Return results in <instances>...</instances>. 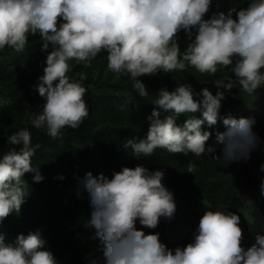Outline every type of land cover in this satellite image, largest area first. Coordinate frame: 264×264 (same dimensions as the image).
Here are the masks:
<instances>
[{
  "label": "clouds",
  "instance_id": "clouds-1",
  "mask_svg": "<svg viewBox=\"0 0 264 264\" xmlns=\"http://www.w3.org/2000/svg\"><path fill=\"white\" fill-rule=\"evenodd\" d=\"M212 3L0 0V50L23 52L29 35L37 33L41 51L51 47L43 75L33 86L45 102L41 111L30 113L28 122L53 139L66 127L79 128L89 115L82 84L86 75L69 76V61L89 62L101 52L107 53L108 70L128 77L144 99L149 91L141 76L183 72L189 67L214 76L218 66L230 67L235 80L227 76L213 80L215 94L209 87L194 93L190 83L179 82L172 91L159 89L151 102L156 107L147 132L142 138L128 139L124 149L131 148L138 159L151 156L157 148L199 157L221 145V155L213 157L222 164L249 159L257 146L256 133L264 132V99L241 101L236 109L222 103L225 91L221 89L231 91L239 85L240 93L251 95L264 85V0H247L246 7L227 14L213 12L205 19ZM7 143L8 150L0 152V225L9 215L20 213L27 197L24 174L35 173V182L44 179L32 163L39 145L32 146L28 128L8 135ZM187 171L195 173V166L189 163ZM164 175L142 164L123 166L110 177L103 172L85 174L82 185L91 206L87 224L96 230L103 252V260L91 264H264V233L249 228L254 223L264 227V203L250 206L242 195L249 217L229 209L202 208L194 240L185 246L173 250L161 242L159 233H146L145 228L155 229L162 217L171 220L176 212L174 190L165 187ZM260 189L264 195V181ZM137 220L142 227L136 226ZM45 244L38 232L20 233L14 243H8L0 231V264H56Z\"/></svg>",
  "mask_w": 264,
  "mask_h": 264
},
{
  "label": "trees",
  "instance_id": "trees-1",
  "mask_svg": "<svg viewBox=\"0 0 264 264\" xmlns=\"http://www.w3.org/2000/svg\"><path fill=\"white\" fill-rule=\"evenodd\" d=\"M246 6L247 0H213L205 19L210 18L213 12L227 14L230 10ZM189 42L185 34V44ZM41 43L37 33L36 36L29 35L23 52L18 53L9 47L0 50V152L9 148L8 135L20 128H28L32 134V146L39 145L32 163L44 177L40 182L33 180L35 173L32 172L22 177L27 197L20 213L9 215L0 225L6 242L14 243L20 233L38 232L46 241L45 248L53 253L56 264H91L94 259L102 261L101 242L96 237V230L87 224L91 206L82 185L83 177L89 171L94 176L103 172L110 177L113 171H119L123 166L134 167L137 164L150 170H162L165 173L162 182L174 190V217L171 220L162 217L155 229H144L146 233H159L161 242L173 250L194 240L199 219L205 211H188L181 205L185 198H198L212 210L229 209L250 216V212L245 213L247 206L242 205L240 193L250 190L261 175H252L247 166L234 173V164L244 159L226 164L215 159L213 156L221 155V145L215 146L214 153L205 152L199 157L191 152L187 155L171 154L157 148L151 156L138 159L132 155L131 148L124 149L128 139L142 138L147 132L148 118L156 107L151 102L158 96L159 89L172 91L179 82L190 83L194 93L209 87L215 94L213 80L224 76L235 80L230 67L218 66L214 76L201 74L194 67L183 72L159 71L154 75L141 76L139 79L149 91L148 98L144 99L135 93L128 77L108 70L106 52H101L89 62L69 61V76L79 79L81 73L86 75L82 84L87 89L84 99L89 115L79 128L66 127L53 139L45 129H36L28 122L30 113L41 111L45 102L33 87L38 77L43 75L47 52L51 51V47L41 51ZM221 90L225 91L222 103L238 109L239 102L235 100L264 94V85L251 95L240 93L239 85L231 91ZM254 154L252 151L250 157ZM189 163L195 166V173L187 171ZM246 163L243 161L242 165ZM136 226L142 227L138 220ZM243 245L245 248L249 246Z\"/></svg>",
  "mask_w": 264,
  "mask_h": 264
},
{
  "label": "rangeland",
  "instance_id": "rangeland-1",
  "mask_svg": "<svg viewBox=\"0 0 264 264\" xmlns=\"http://www.w3.org/2000/svg\"><path fill=\"white\" fill-rule=\"evenodd\" d=\"M180 32L178 34H180ZM248 98L249 99L253 98V101H261L262 99H264V94L257 95V97L255 96L239 97L235 101L238 103ZM222 107H227V106L222 105ZM256 135L258 137V141H257V146L253 149V152L255 153L257 158H260L261 156H264V132L256 133ZM243 161L247 163L245 165H242ZM243 161L234 164L235 165L233 169L234 173H237L238 171L241 170V168L247 166L250 168L249 171L252 172V175L258 174L264 176V170H261V165L264 164V159H260V161L259 160L255 161V159H252V157H250L249 159ZM253 181H255V179H253ZM262 181H264V178L259 180L258 183H255V185L250 190H243V192L240 193V196L242 195V198L245 199V202L248 205L253 206V205H261L264 203V195L261 194V189H260V184ZM249 183L250 181L247 182V184ZM181 205L185 209H188L189 211H198L204 208L206 206V203L198 198H185L182 201ZM242 227H245V225L242 224ZM249 228L255 229L257 232L264 233V227H258L255 223Z\"/></svg>",
  "mask_w": 264,
  "mask_h": 264
},
{
  "label": "water",
  "instance_id": "water-1",
  "mask_svg": "<svg viewBox=\"0 0 264 264\" xmlns=\"http://www.w3.org/2000/svg\"><path fill=\"white\" fill-rule=\"evenodd\" d=\"M163 184L165 185V187H166L169 191L172 192L171 188H170L168 185H166L165 183H163Z\"/></svg>",
  "mask_w": 264,
  "mask_h": 264
}]
</instances>
